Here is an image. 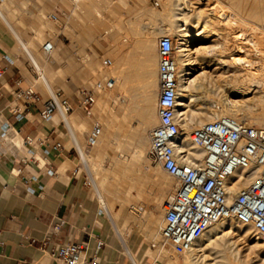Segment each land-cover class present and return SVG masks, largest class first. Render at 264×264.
I'll return each instance as SVG.
<instances>
[{"label": "rangeland", "instance_id": "rangeland-1", "mask_svg": "<svg viewBox=\"0 0 264 264\" xmlns=\"http://www.w3.org/2000/svg\"><path fill=\"white\" fill-rule=\"evenodd\" d=\"M166 1L168 0H124V1L123 0H76V1H73V0H0V7L2 8V11L6 14L7 18L9 19V23L11 24L10 26L0 15V31L3 32L5 26L6 27L8 26L10 28V32L8 31V34H9L8 36L10 37V40L13 42V46L19 55L18 63L22 65V67L28 68V71L26 70L27 83L30 85H34L36 89H38L39 91L43 93L45 98L48 96L50 90L45 85L43 78L40 77L41 74H46L47 76L46 79L49 82L50 86L52 84L53 53L45 52L43 49V45L48 39L52 40L56 46L55 51H54V56L57 61L58 60V57H57L58 50H62L63 47L65 46L66 41L64 40V38H68V37L72 39L76 38L75 30H74L75 28L79 34L78 38L81 36V34L85 33L86 35L96 40L104 39L107 41L108 53H106L105 57L106 59L109 58L113 61L112 65L105 67V70L107 71V75L109 77L116 78L117 65L118 66L121 65L119 66L120 75L123 72L124 80L123 82L120 81L118 83L119 84L118 92H117L116 83H114L113 86L111 87H106L103 89V93L105 95V99H104L105 103L102 108V115L100 119L92 120L90 124L85 125V127H82L84 126L82 125L80 127L76 126L77 129L75 128L76 136L79 138L81 146L84 147L86 150H89L86 148V138H87L86 136L89 134L91 128L93 127V124L95 122H98L102 124V127H103L102 134L105 133L107 129H109L108 126L111 127L112 125L114 127V128L113 127L111 128L114 129L113 132L116 136L115 135L112 136L114 141L110 144V147L112 148L111 151L114 150L112 153L113 155H115L117 160L118 159L121 160L122 158H123L122 160H124L125 158V155H124L125 153L116 150V145H117L116 143H118L119 140L123 141L125 138H127L125 140H128L129 142L128 141L127 142L129 144L125 143L126 144L125 148L127 152L131 151L132 153L133 145L131 142L132 141L131 133L135 132L138 129L137 127L143 126L141 124L144 119L143 118L144 117L143 115L144 107L143 106L148 104L144 98V94L147 90H150L151 94L153 95L157 94L154 105H153L155 107L154 111L157 117H155L152 123L148 125L147 134L149 135L150 130L158 124L157 101H158V95H159V80H158L157 73H158L159 59L158 57L153 59V55L157 54L158 38L165 34L170 35V33L167 32L169 29V25L167 23L165 16L163 15V7ZM207 1L208 0H205L204 2H207ZM211 2H212L211 7H213V9L217 8L218 11L219 10L221 11L218 14L220 16V17L218 16L219 18L218 20H220L221 22L213 23L214 25L213 27L216 26L215 28L217 30H220L224 33L226 31L227 35L229 33L230 34L228 36L223 33L221 35L211 34L208 37L209 39L206 42L197 44V49H199V52H198L199 56H202L203 54H212L213 51L218 52V50L220 49L219 46H221V42L225 41V39H226L225 42H227L226 44L230 45V46L228 45L229 47L228 46L227 47L229 49L234 48L236 44L235 41H233L234 38L236 37V35H238V33L239 34L242 33L240 34L242 35V39L244 41L246 40L244 43V46H246L245 47L246 50L248 49L247 52L243 54L244 55L248 54L249 57L251 58L253 57L255 60H259V63L261 64V66L260 67L258 66V67L260 70L264 72V0H211ZM156 3H158V5H156ZM58 11L63 12L64 14L66 12L70 14V16H68L69 17L68 20L64 19L65 21H67V23L65 24V28H58L48 17L51 13L58 12ZM223 12H225V14ZM221 14H223V16L225 15V17H223ZM226 14L227 16L228 15L229 16L227 17ZM215 16L216 14L213 13L212 17H215ZM230 16L231 18L234 17L233 19L238 20L237 25L236 24L231 25V23H229L231 22ZM63 17H65V15ZM228 25L229 27L233 28L232 29L233 32L231 31V29H229ZM227 29L229 32L227 31ZM38 32L40 35L36 34ZM15 33L24 41L31 42L32 52L35 55V57L37 56L39 64L43 68L41 71L37 67V65L33 62L27 50L24 49V47H22ZM225 36H227L228 39L225 38ZM147 38L148 40H150V44H151V47L153 46V49L151 48L150 53L145 55V51H144L145 49H144V46H142V44L144 43L143 41L147 40ZM230 39L231 40L233 39V40L231 41ZM216 42L219 43V46H217L218 44ZM133 49L134 51H137V54H138L137 58L134 60L131 57V55L128 56L127 54V52L131 54ZM121 50H124L125 52L124 58L122 59L121 57L119 58V60H117L116 54L117 52L119 53V51ZM145 58H148L150 60L147 62L149 65L148 71H146L145 68H144L145 70L143 69ZM227 58L229 60L231 57L227 56L226 60ZM133 64L139 69L138 79L135 82H133L132 80L128 81L126 79V72L127 70L133 68ZM214 67L215 66H208V67H205L204 69L201 68V69L194 71L192 76H194L197 73H200L203 70L205 71L208 70L207 74L209 76V83H207L208 85L206 84L208 88L207 87L205 88V86L194 88V92H193L194 95H192L191 99H189L192 105L191 108H194V106L195 107L204 106L206 109H213V105L215 102H220V104L222 103L221 105H223L225 101L224 94L228 93L230 98L235 99V100L238 99V101H241V100L244 101V103L246 104V107L249 108L251 111L252 110L253 112L256 111L255 113L261 112V109H263V106H264V101H261L259 97L264 94V83L263 82L259 86H256L257 88L252 87L248 91V93L245 95L238 94L239 91L229 92L228 91L229 89H227L228 88L227 83H232V84L237 83L239 78L237 77L238 79H236V76H238L240 72L241 73L242 71L244 72V70L239 71L238 73V71H235V69L231 70L232 71L231 72V71H224L223 68L218 69ZM153 74L155 77H153ZM222 76L224 77V79ZM213 80H214V83H213ZM220 85H223V86H220ZM223 88H226V89H223ZM117 93H118V96H117ZM198 96L200 98H196ZM222 96L224 97L222 98ZM125 97L127 99L126 101L128 102L124 101L122 103L121 99L122 98L125 99ZM122 114H124L123 115L124 117L121 116ZM241 120H245L250 124L261 126L257 121H250L245 118ZM110 122H112V124ZM109 123L111 125H109ZM115 124H116V127L117 125H119V127H117L118 129L115 128ZM116 131L118 132L120 131L119 133L121 134V136L117 135L118 132ZM125 131L126 132L128 131V132L126 133ZM126 134H128V136H126ZM148 152H149V149H148ZM88 153H90L93 156L94 164L96 163L95 165L97 166L99 165L98 166L99 168L96 166L97 172H99V174H97L98 176L99 175L103 176V174L107 172L108 174L105 173V175L109 176V179H108L109 181L113 182L115 185L121 188L125 186L123 190L124 191L127 190L125 193H127L128 195L125 196L124 200H121V199L119 200V198H115L112 196L109 200V203L111 205L114 204L113 214L114 213L118 214L119 212L120 219L118 221H115L114 219L110 218L113 223L114 228L115 229L118 228V230L120 229L119 230L120 232L117 229L116 231L120 234L122 238L123 237L127 238V233L131 232L133 228H135V232L139 234V236L145 241V244H148V247H149L148 254L151 257L150 264H154L155 262H157L158 264H164L163 260L159 258H161V256L165 254H168L172 250H168L170 248L163 244L160 234L158 236L159 227H157L156 230L152 231L148 225L143 226L140 223L141 221H146L149 214L153 213L156 215V217H159L158 218L159 222L161 225H163V216H162L163 211H161L162 207L161 205H159V204H162V202L160 201L157 205V203L149 201V199H151L149 198V196L150 197L152 196V198L155 197L153 193L155 192L157 188L156 186L157 182L161 181L160 179H162V176L160 174H159L160 176L156 175L155 172L153 175H151L153 173L151 172L150 176L152 178H150V183L148 187H145L146 189L149 188L147 189L148 191H151L150 195L141 196V192H140V188L142 186L141 180H139L140 182L136 180L135 186H132V188H130L131 187L130 179L129 180L125 179L123 181L118 174H116L114 171H110V167H111L110 157H108L104 153L99 154L96 148H93ZM96 153H98L99 156ZM148 162L147 163L144 162V164H141V171L144 172L142 174H146V172L149 170V168H147V165L150 164L152 166H155L154 162L151 159L148 160ZM100 165H103L104 167ZM114 167L115 166H113V168ZM102 168L103 170H101ZM69 169L77 170L76 174L84 179V181L86 182L91 192V195L99 200L93 188L90 173L87 170L84 160L81 155L77 154L76 160L70 163ZM110 178H112L113 180ZM122 181L124 183L125 182L127 183L124 184ZM175 181L176 180L173 179L171 182L174 189H175V186H177V183H176L177 181L176 182ZM130 192L131 194L129 195ZM164 198H166V195L162 199L164 200ZM139 206L144 207L146 212L143 211ZM129 218H131V220ZM235 223L237 224L239 222H235ZM241 225H244V224H241ZM251 231L253 233L250 238H243L242 233L237 232V231L233 232L231 234L230 241H237L235 244L237 245V249L240 250V259L242 261V264H264V261H263L264 244L263 245L260 244L257 247H252L251 241H253V239L257 237L258 235H257V232H254L253 230ZM125 238L123 239L125 240ZM227 241L222 240L221 243L228 244L229 241L228 242ZM262 241L264 242V240ZM152 244H155L156 247H153ZM213 251L214 249L211 250V252ZM211 252L210 251L207 252L209 253L210 257L209 256L206 257L205 259L206 262H210V261L212 262L210 258H211V255H214V254H210ZM181 255L183 254L179 255L180 259L183 257V256L181 257Z\"/></svg>", "mask_w": 264, "mask_h": 264}, {"label": "crops", "instance_id": "crops-1", "mask_svg": "<svg viewBox=\"0 0 264 264\" xmlns=\"http://www.w3.org/2000/svg\"><path fill=\"white\" fill-rule=\"evenodd\" d=\"M68 16L66 12L64 19ZM74 30L76 38H64L57 61L55 49L52 51L51 90L72 100L75 108L68 120L60 114L42 119L41 102L24 105L16 101L14 91L19 85H30L28 68L18 63L19 55L8 36L10 28L0 31V68H5L0 76V264H55L61 245L87 242L91 255L99 240L104 242L101 264H135L132 255L142 264H150L148 244L135 228L124 240L84 179L76 175V169L68 168L82 150L75 126L100 119L105 103L103 91L97 93L93 113L88 116L80 106L79 90L111 79L118 92V83L124 80L118 65L116 78L107 75V41L85 33L78 38ZM127 54L133 60L138 56L134 49ZM124 55V50L117 52V60ZM156 57L158 54L153 55ZM138 73L133 64L126 79L135 82ZM17 104L20 111L15 113Z\"/></svg>", "mask_w": 264, "mask_h": 264}, {"label": "built area", "instance_id": "built-area-1", "mask_svg": "<svg viewBox=\"0 0 264 264\" xmlns=\"http://www.w3.org/2000/svg\"><path fill=\"white\" fill-rule=\"evenodd\" d=\"M64 15L58 11L48 17L59 28H65ZM55 47L48 39L43 49L52 53ZM175 50L172 36L165 34L158 38V124L150 130L148 154L154 163H159L178 181L161 204L162 242L182 254L213 224L223 219L252 225L255 232L264 238V127L228 114L217 115L189 130L188 141L205 151L202 163H192L188 147L178 140L181 126L176 120L178 81ZM112 63L109 58L104 61L107 66ZM4 70L0 68V76ZM113 84V80L107 79L97 82L92 89L79 90L80 106L88 116L93 113L97 93ZM14 96L24 105L41 102L39 113L42 119L60 114L63 120H68L75 108L72 100L62 92L51 90L45 98L34 85H19ZM213 107L220 110L222 105L217 102ZM19 111L17 104L13 112ZM102 131V124L96 122L87 135V149L97 144ZM247 177L251 179L241 190L231 191L234 184ZM87 244L69 241L61 245L54 258L55 264H101L104 242L99 240L91 255H88Z\"/></svg>", "mask_w": 264, "mask_h": 264}, {"label": "bare ground", "instance_id": "bare-ground-1", "mask_svg": "<svg viewBox=\"0 0 264 264\" xmlns=\"http://www.w3.org/2000/svg\"><path fill=\"white\" fill-rule=\"evenodd\" d=\"M204 1L203 0H168V1H166V3L164 4V7H163V15L165 16L167 23L169 25V29L167 32H169L170 35L173 36V38L175 40V45H176V50H175V55H174V61H175L176 69H177L176 75H177V81H178V105H177L176 120L178 121V123L181 126L180 133L178 135V140L181 141L184 145H186L188 147L189 159L192 163H202L203 159H204V154H205V151L202 148H200L196 145H193L191 142L188 141V132L194 126L202 125L205 122L212 120L217 115L228 114V115H231V116L238 118L240 120L245 118V119L250 120V121H257L261 126L264 127V106H263V109H261V112L255 113L256 111L253 112V110L251 111L249 108L246 107V104L244 103V101H242V100L238 101V99H236V100L232 99V98H230L228 93L224 94L225 95V101L222 105L223 107L220 110H215L214 107H213V109H206L204 106L203 107L197 106L196 102H195L196 103L195 105L197 107L194 106V108H191L192 105H191V101L189 99H191L192 95H194L193 94L194 88H198V87H202V86H205V88L206 87L208 88V86H206V84L209 83V76L207 74L208 70L207 71L203 70L200 73H197L194 76H192L194 71H196L198 69H201V68L204 69L205 67H208V66H215L214 68H218V69L223 68L224 71H231V70L235 69V71H238V73H239V71L244 70V72L243 71H242V73L240 72L238 76L235 75L236 79L239 78L237 83H235V84L227 83L228 88L226 87L227 89H229L228 90L229 92H238L239 91L238 94H241V95L247 94L248 91L252 87L259 86L262 82L264 83V72L259 69V67L261 66V64L259 63V60H255L253 57L252 58L249 57L248 54L247 55L243 54V53H246L248 49L246 50V48H245L246 46H244V43L246 40L244 41L242 39V35H240L242 33H240V34L238 33V35L235 34L236 35L235 38L232 37V38H234V40L233 39L232 40L235 41L236 44H235L234 48L229 49L228 47L230 45L228 44L229 45L228 46L226 44L227 42H225L226 41L225 38H227V36L230 33L227 35L226 31L224 33L220 30H217L215 28L216 26L213 27L214 26L213 23L221 22L220 20H218L219 19L218 14L221 11L220 10L218 11L217 8L213 9V7H211V5H212L211 0H208L207 2H204ZM213 13L216 14L215 17H212ZM223 13L225 14V12H223ZM0 15L11 26V24L9 23V19L7 18L6 14L2 11L1 7H0ZM221 15L223 16V14H221ZM226 16H227V14H226ZM223 17H225V15ZM41 18H43V17H41ZM230 18H231V16H230ZM233 18L234 17L231 18V22H229V23H231V25L232 24L237 25L238 20H235ZM225 21H226V19H225ZM242 25H244V24H242ZM228 27H229V25H228ZM229 29H231V31H232L233 28L229 27ZM227 31H228V29H227ZM165 33H166V31H165ZM222 33L226 34L227 36H225V38H224L225 41H223V42L220 41L221 46H219V43H217L218 41L216 42L218 44V45L217 44L216 45L220 47V49L217 47L219 49L218 52L213 51L214 53L212 52V54H203L202 56H199V54H198L199 49H197V44H201V43L206 42L209 39L208 37L211 34L212 35L213 34L214 35H221ZM36 34H39V32ZM16 36H17V39L19 40L20 44L22 45V47H24V49L27 50V52L31 56L33 62L37 65V67L41 71L43 68L40 66L39 61L37 59V56L35 57V55L32 52L31 42L24 41L17 34H16ZM41 36H43V35H41ZM222 37H223V35H222ZM143 42L144 43L142 44V46H144L145 55H147L150 53L151 48L153 49V46L151 47L150 40H148V38H147V40H145ZM33 51H35V50H33ZM227 56H230L231 58L229 60L227 58V60H226ZM147 59L148 58H145L144 67H143V69L145 68L146 71H148V69H149V67H148L149 65L147 62L150 61L149 59L148 60ZM119 66H121V65H119ZM45 76H46V74H41L40 77L43 78L45 85L48 87V89L51 92V86L46 79L47 76L46 77ZM223 79H224V77H223ZM213 83H214V80H213ZM220 86H223V85H220ZM260 87H262V86H260ZM226 88H223V89H226ZM219 94H217V95H219ZM156 96H157V94L156 95L151 94L150 90H147L144 94V98L148 104L143 106L144 107L143 108V112H144L143 118L144 119H143V122L141 121L142 122L141 124L143 126L137 127L138 129L135 132L131 133V138H132L131 142L133 145L132 153H131V151L127 152V150L125 148V145H126L125 143L129 144L128 143L129 141L125 140L127 138L124 139L125 141L119 140V142L116 143L117 144L116 150L125 153L124 154L125 155L124 160H122L123 158L121 159L122 161L119 159L117 160L115 155H113V153H112L114 150L111 151L112 148L110 147V144L114 141L112 136L115 135L113 132L114 127L111 125L112 122H110L111 124L109 123V125H111V127H113V128L108 126L109 129H107L105 133L101 134V136H100V138H99V140L95 146H93L89 150H86L84 147H81L82 150H80V152H81L80 155L82 156L84 163H85V166L90 173V177L92 180V184H93V188L95 190L96 196H98V198L101 202V206L104 208V210L108 214V216L111 219H114L115 221H118L120 219L119 212H118V214H115V213L113 214V212H114L113 205L114 204L111 205L109 203V200H110L111 196L115 197V198H119V200L120 199L124 200L125 196L128 195L127 193H125L127 190L126 189H125L126 191L123 190V188L125 186L123 188H121V187H118L117 185H115L113 182L109 181L108 180L109 176L105 175V173H107V172H105L103 174V176H100V175L98 176L97 174H99V172H97V168H96L97 165H95L96 163L94 164L93 156L90 154L91 152L90 153H88V152L90 150H92L93 148H96L98 150L99 154L104 153L105 155L110 157L111 158L110 171H114L116 174H118L123 181L125 179H128V180L130 179L131 180V183L129 182L131 184L130 188H132V186H135L136 180H138V181L141 180L142 186H141V188L139 187L140 192H141V196H144V195L149 196L150 195L151 191H148L147 189H149V188L146 189L145 187H148V185L150 183V178H152L150 176L151 172H153L151 175H153L154 172L156 173V175L160 174L162 176V179H160L161 181L157 182V185H156L157 188H156L155 192L153 193V195H155V197L152 198V196L151 197L149 196V198H151V199H149V201L157 203V205L160 201L162 202V200H163L162 198L165 195L167 196L168 193L174 189L171 182L175 178H173L167 172H165L159 163H154L155 166H152L150 164L147 165V168H149V170L146 172V174H142L144 172L141 171V164H144V162L147 163L148 160H150L149 154H148V149L150 148V138H149V135L147 134V127L149 124L152 123L154 118L157 117L156 113L154 111L155 107L153 106L155 99H156ZM223 97L224 96H222V98ZM196 98H200V97L198 96ZM218 98H219V96H218ZM259 98L261 101H264V94L262 96H260ZM126 100L127 99L125 97L124 101L128 102ZM194 100H195V98H194ZM245 102H246V100H245ZM215 103H217V102H215ZM218 103H220V102H218ZM129 104H130V102H129ZM122 109H124V108H122ZM123 115L124 114H122L121 116L124 117ZM71 118H73V117H71ZM112 119H114V118H112ZM111 120H109V121H111ZM115 122H116V120H115ZM257 122H255V123H257ZM82 125H84V124H82ZM76 126H75V128L77 129L78 126L77 127ZM82 127H85V125ZM108 127H106V128H108ZM117 127H119V125H117ZM117 127L115 124V128H117ZM116 132H118V131H116ZM119 132L117 133V135L121 136V134ZM121 133H123V132H121ZM115 136H114V138H115ZM126 136H128V134H126ZM98 153H96V154L98 155ZM94 157H96V156H94ZM112 165L115 167L113 168ZM100 166H103V165H100ZM64 168L65 169L67 168L66 165L63 166V170H64ZM101 170H103V168ZM110 179H112V178H110ZM250 179H251V177H247L245 180L238 181L231 188V191L235 192V191L241 190L250 181ZM128 180H126V181H128ZM175 180L177 181V179H175ZM152 182H154V181H152ZM125 183H127V182H125ZM176 183L178 184V181ZM121 184H119V185H121ZM127 188H128V186H127ZM130 194H131V192L129 193V195ZM151 195H152V193H151ZM128 202H129V200H128ZM159 205H161V204H159ZM139 207L143 211H145L144 207H142V206H139ZM160 209H161V207H160ZM161 211H162V209H161ZM159 213H160V211H159ZM158 218L159 217H156L155 214L150 213L149 216L147 217V220L141 221L140 223L143 226L148 225L152 231L156 230L157 227H159L158 236L160 234V237H162L161 236V229H162L163 225L160 224ZM129 219L131 220V218H129ZM239 223L236 224L234 221L225 220V219L220 220V221L216 222L215 224H213L207 231H205L203 233V235H201L193 243V245L190 249L183 252L182 253L183 255H181V257L182 256L183 257L181 259L179 257L180 254H178L177 252H175L172 249H168V250H172L171 251L172 253L169 252L168 254L161 256V258H159V256H158V258L163 260L164 264H219V263L220 264H242V261L240 259V250L237 249V245L235 244L237 241H230L231 240V234L233 232L237 231V232L242 233L243 238H250L252 233H253L251 230H253L255 232V229L253 228L252 225H249V224L241 225L242 223L241 224H239ZM125 228H126V226H125ZM116 229L118 230V228H116ZM260 237L261 236L258 235L257 237H255L253 239V241H251L252 247H257L260 244H262V245L264 244V242L262 241V240H264V238H262V237L260 238ZM221 239L225 240V241L228 240L230 242V244L228 241H227L228 244L221 243V241H222ZM162 248H163V246H162ZM213 249H214V251L211 252V250H213ZM208 251L211 252L210 254H214V255H211V258H210L212 260V262L211 261L210 262L205 261L206 257L209 256V253H207ZM163 253H164V251H163ZM159 254H157V255H159ZM132 256H133L135 264H142L141 260H139L137 257H135L136 255L135 256L132 255ZM263 261H264V259H263ZM154 264H158V263L155 262Z\"/></svg>", "mask_w": 264, "mask_h": 264}]
</instances>
